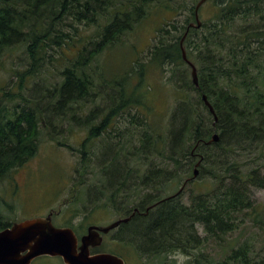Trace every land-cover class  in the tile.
Returning <instances> with one entry per match:
<instances>
[{
	"label": "trees",
	"instance_id": "1",
	"mask_svg": "<svg viewBox=\"0 0 264 264\" xmlns=\"http://www.w3.org/2000/svg\"><path fill=\"white\" fill-rule=\"evenodd\" d=\"M153 1L159 0H0V52L21 45L26 56L23 68L12 71L17 80L0 87V179L33 156L41 128L55 132L66 123L84 129L123 115L140 126L139 155L150 167L139 176L134 195L125 191L127 180L109 191L107 203L122 205L121 217L130 213L131 204L139 211L117 227L111 240L141 258L177 251L190 257L186 264H264V256H248L246 248L233 249L220 261L201 250L207 238L222 239L235 230L239 216L249 219V211L256 209L252 191L264 190V0H212V16L199 28L188 29L183 46L197 69L198 86L179 44L194 21L196 3L176 10L184 15L179 25L167 20L158 26L146 61L136 66L140 76L145 66L164 71L163 83L173 99L164 130L151 116L147 92L138 90L142 79L117 83L103 77L95 83L92 67L96 56L140 20L145 5ZM73 23L95 30L83 36ZM65 26L75 30L76 38ZM60 62L62 68L56 67ZM51 68L61 81L41 86L39 80L50 79ZM28 80L34 81L32 87ZM202 95L217 115L215 123ZM213 132L218 141L207 144ZM54 141L75 149L57 137ZM76 150L82 155L76 171L89 172L87 139ZM199 158V176L210 179L204 188L199 186L205 190L183 203L184 189L196 178L188 179L180 194L169 197L170 179L190 178ZM120 166L110 174H121ZM12 222L0 214V230Z\"/></svg>",
	"mask_w": 264,
	"mask_h": 264
},
{
	"label": "rangeland",
	"instance_id": "2",
	"mask_svg": "<svg viewBox=\"0 0 264 264\" xmlns=\"http://www.w3.org/2000/svg\"><path fill=\"white\" fill-rule=\"evenodd\" d=\"M197 1L159 0L145 5L143 17L134 22L130 28L98 54L92 64L95 69V83L101 81L103 77L105 82L110 80L117 83H123L126 80L133 83L142 79L138 90L141 95L147 92L146 98L151 100L150 106L153 108L151 116L159 119L161 130H164L167 118L173 110L171 92L169 93L168 84L163 83L165 80L163 78L164 71L159 72L154 67L145 66L143 75L140 76L136 64L142 60L146 61L147 50L156 40L158 26L167 20L171 24L177 22L179 25L184 15H178L177 11L183 4H195ZM166 5L169 9L165 8ZM211 5L212 0H209L208 3L206 1L200 7L198 14L201 21H206L212 16ZM73 26L78 27L79 33L83 36L89 35L95 30L93 25L85 26L73 23ZM65 27L76 38L75 30L68 26ZM69 54H75L74 48ZM25 63L26 56L23 46L3 48L0 52V87L5 83L16 81L12 71L23 68ZM62 64L60 62L58 65L56 64V67L62 68ZM133 68L135 72H133ZM52 70L51 68V71H48L50 79L39 80V83H43L41 86L45 87L47 84L61 81L58 72ZM33 82L28 80L26 84H31L32 87ZM108 88L109 86L106 87V89ZM30 94L29 91L26 92L27 96ZM95 100L99 103L100 98L95 97ZM87 105L88 103L84 101V109H87ZM67 127L65 123L55 132L41 128L38 134L39 143L33 156L0 179V214L5 221H21L37 216L45 217L50 210H54L57 212L52 218L54 225L69 226L68 223H71L70 227L80 235L85 232L88 224L107 225L121 217L118 210L122 207L108 204L106 197H97L96 193L93 190L88 191L85 185L82 186L78 183L76 185L74 183L73 187L69 184L66 185L65 181L68 178L76 176L75 171L82 156L76 149L82 141L81 138L85 137L82 135L83 131L76 126V130L74 128L72 131V140L65 138L64 136H70L71 133L69 132L70 128ZM165 133L167 134L166 131ZM55 137H57V141L67 143L75 149L70 150L65 145H59L54 141ZM195 161L197 160L195 159ZM91 167L96 172L93 176L97 175L98 166L94 164ZM184 177L170 179L171 181L166 187V194L169 195L178 190ZM92 178L87 180L90 182ZM195 178L186 188L184 187L185 189L183 188L185 191L179 199L183 203H188L189 196L196 191L205 190L200 187L204 188L203 185L210 181L207 177L199 176V174ZM74 182L77 181L74 180ZM16 185L19 188H16ZM250 197L254 201L256 209L249 211V219L247 215L241 214L235 230L225 234L222 239L207 238L206 245L201 250L209 259L220 261L233 249L240 248H246L248 256H253L255 259L264 256V226L259 223L264 221V190L254 189ZM255 220L259 221L258 224H254ZM198 230L199 234L205 237L202 228L199 227ZM117 232L116 228L107 235H103L104 239L99 249L119 255L124 259L125 264H186V261L189 260L185 254L177 251H173L165 257L141 258L131 250L123 249V251L117 246L115 240H111L112 235ZM32 264L63 263L59 257L41 256L36 258Z\"/></svg>",
	"mask_w": 264,
	"mask_h": 264
},
{
	"label": "water",
	"instance_id": "3",
	"mask_svg": "<svg viewBox=\"0 0 264 264\" xmlns=\"http://www.w3.org/2000/svg\"><path fill=\"white\" fill-rule=\"evenodd\" d=\"M206 1L198 0L196 2L194 21L188 24L179 41L182 57L190 67L191 80L195 86H198L197 69L187 58L183 41L190 27L199 28L201 26L202 21L199 19L198 11ZM202 99L209 108L215 123L218 118L211 103L206 95H202ZM218 138V133L213 132L206 143L216 142ZM200 162L201 158L195 163L192 176L188 179L192 180L198 176ZM187 180L177 193L182 191ZM152 206H148L146 212ZM136 212H138L137 208L128 216L119 217L107 225H89L86 232L79 237L70 226L54 225L51 212L45 217L37 216L13 221L9 226L0 230V264H31L34 259L41 256L59 257L63 264H125L124 259L117 254L106 251L92 252V250L101 246L104 234L120 224L128 222Z\"/></svg>",
	"mask_w": 264,
	"mask_h": 264
},
{
	"label": "flooded vegetation",
	"instance_id": "4",
	"mask_svg": "<svg viewBox=\"0 0 264 264\" xmlns=\"http://www.w3.org/2000/svg\"><path fill=\"white\" fill-rule=\"evenodd\" d=\"M101 119H103V117H101ZM67 126H68L67 128H70L69 132L71 133L70 136L66 135L64 137L67 139L70 138V140H72V136H73L72 131L74 130V128L76 130L77 125L67 124ZM80 130H82L84 133L82 134L85 136L84 139H87V146H88L87 154L89 157H86V159L89 161L90 171L86 173H80L75 171V175L77 177L72 176L68 178V180L65 181L66 185L69 184L71 185V187L74 186V183L75 185L76 183L82 186L85 185L87 186L88 191L93 190V192L96 193L97 197L104 196L107 198L110 193L109 191L120 187V184L124 185L123 181L127 180L128 182L124 187L126 193L128 195L130 194L134 195L135 193H137L138 192L137 182L139 181V176L142 173L146 172V170L150 167V164L148 163V159H144V161L142 162L139 155L140 141H141L140 126L128 122V119L123 117L122 115V117L118 116L116 118L106 121L105 123H100V124L89 123L88 125H85L84 129H80ZM92 131H94L95 133L91 134ZM81 139L83 140V138ZM65 144L68 145L67 143ZM94 164L98 166L97 167L98 173L95 176H93V174H96V172L93 171L94 169L93 167H91ZM120 164H122V168H123L122 173L118 174L117 172L114 174L113 173L110 174L111 169L113 167H115L116 169L117 167L120 166ZM110 175H112L113 177ZM90 178L92 179L89 182L87 179ZM187 179L188 177H185L181 185H183ZM74 180H76L77 182H74ZM16 188H19V186L16 185ZM178 190H176L174 193L168 196L173 197L172 195L177 193ZM180 193L181 192L175 195H178ZM119 206L121 207L122 205ZM130 207L131 208L129 209L130 210L129 214H131L133 210L137 208L132 204L130 205ZM50 212L52 213L51 216L52 219L54 217V214H56L57 212L54 210H50L47 213V215ZM129 214H127L126 216H128ZM89 225L92 224L86 225V229ZM111 231L112 230H110L108 233H110ZM77 235L80 236L79 234Z\"/></svg>",
	"mask_w": 264,
	"mask_h": 264
},
{
	"label": "clouds",
	"instance_id": "5",
	"mask_svg": "<svg viewBox=\"0 0 264 264\" xmlns=\"http://www.w3.org/2000/svg\"><path fill=\"white\" fill-rule=\"evenodd\" d=\"M187 259H190V257H187Z\"/></svg>",
	"mask_w": 264,
	"mask_h": 264
}]
</instances>
